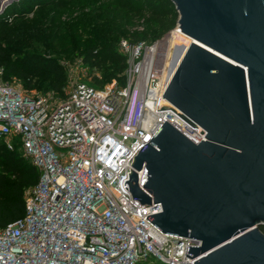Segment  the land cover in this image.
I'll list each match as a JSON object with an SVG mask.
<instances>
[{
    "label": "built area",
    "instance_id": "1",
    "mask_svg": "<svg viewBox=\"0 0 264 264\" xmlns=\"http://www.w3.org/2000/svg\"><path fill=\"white\" fill-rule=\"evenodd\" d=\"M118 49L128 64L122 85L75 82L59 101L21 92L1 79L0 67V144L39 172L24 193L23 216L0 227V264L198 259L186 256V248L200 240L158 229L146 217L160 205L132 199L125 181L139 149L164 121L195 144L204 135L163 98L169 80L156 64V42L121 40ZM136 174L143 188L144 164Z\"/></svg>",
    "mask_w": 264,
    "mask_h": 264
},
{
    "label": "water",
    "instance_id": "2",
    "mask_svg": "<svg viewBox=\"0 0 264 264\" xmlns=\"http://www.w3.org/2000/svg\"><path fill=\"white\" fill-rule=\"evenodd\" d=\"M170 1L192 42L162 96L205 140L164 121L124 188L160 205L146 218L162 232L200 240L192 264H264V0Z\"/></svg>",
    "mask_w": 264,
    "mask_h": 264
},
{
    "label": "trees",
    "instance_id": "3",
    "mask_svg": "<svg viewBox=\"0 0 264 264\" xmlns=\"http://www.w3.org/2000/svg\"><path fill=\"white\" fill-rule=\"evenodd\" d=\"M55 0H13L0 13V67L1 79H20L24 88L54 92L65 98L67 79L63 67L53 58L27 52L20 35L7 37L5 30L12 28V21L19 23L32 7L45 10ZM175 10L170 0H111L106 21L102 24L83 25L84 49L80 58L90 70L99 73L91 86L102 88L106 84L124 82L126 57L117 51L123 34V25L130 22V15L146 16L145 29L134 34L129 42L159 38L174 25ZM131 24V23H130ZM153 34V35H152ZM148 35H150L148 37ZM152 35V36H151ZM39 178L37 169L18 150L9 151L0 144V227L12 223L24 214V193ZM259 229L264 233V226Z\"/></svg>",
    "mask_w": 264,
    "mask_h": 264
},
{
    "label": "rangeland",
    "instance_id": "4",
    "mask_svg": "<svg viewBox=\"0 0 264 264\" xmlns=\"http://www.w3.org/2000/svg\"><path fill=\"white\" fill-rule=\"evenodd\" d=\"M5 1V2H4ZM13 0H3L7 5ZM111 0H55L53 4L45 10L32 7V10L24 16L22 21L16 23L12 21V28L5 30L7 37H14L19 34L24 42L27 52L34 51L32 54H38L44 57H53L64 69L67 79L64 95L66 96L69 89L75 82L83 81L93 85V77H98L99 73L84 64L80 58V53L84 49L83 25H96L105 22V16L108 14L109 2ZM174 16V25L159 38H152L145 43L157 44L156 64L162 68L163 58L167 49V42L171 33L178 27V14L175 10L171 12ZM132 16V17H131ZM131 21L125 22L123 34L120 40L131 39L134 34L144 31L146 16L130 15ZM131 23V24H130ZM153 35V34H152ZM151 35V36H152ZM150 35H148L149 37ZM118 41V43H119ZM117 51L119 53L117 44ZM122 54V53H121ZM125 56V55H124ZM126 57V56H125ZM160 63V65H159ZM128 69L127 61L125 62V70ZM9 83L15 86L21 92L41 96L49 101H59L60 98L54 92L33 88L27 90L24 88L23 82L15 77H11ZM113 84H106L109 86ZM105 85V86H106ZM154 264H157L155 262Z\"/></svg>",
    "mask_w": 264,
    "mask_h": 264
},
{
    "label": "bare ground",
    "instance_id": "5",
    "mask_svg": "<svg viewBox=\"0 0 264 264\" xmlns=\"http://www.w3.org/2000/svg\"><path fill=\"white\" fill-rule=\"evenodd\" d=\"M2 2L3 0H0V4ZM190 42H192V39L182 34L178 28L171 33L169 41L167 42L165 59L163 58V64H161L164 71L165 83L172 76L176 65Z\"/></svg>",
    "mask_w": 264,
    "mask_h": 264
}]
</instances>
